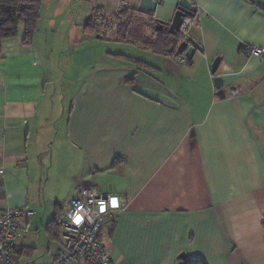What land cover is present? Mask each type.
<instances>
[{"label":"crops","instance_id":"obj_1","mask_svg":"<svg viewBox=\"0 0 264 264\" xmlns=\"http://www.w3.org/2000/svg\"><path fill=\"white\" fill-rule=\"evenodd\" d=\"M178 2L140 12L145 30L170 23ZM196 3L188 37L202 51L188 66L136 43L142 66L110 64L109 54L97 65L89 53L65 116L49 98L57 75L48 72L87 42L134 44L83 27L98 12L138 10L139 0H42L31 45L22 26L0 43V209L34 213L20 221L19 264H49L62 250L57 222L81 183L128 202L101 231L111 264H176L180 254L264 264V54L240 49L264 46V0ZM216 57L233 97L216 96Z\"/></svg>","mask_w":264,"mask_h":264},{"label":"built area","instance_id":"obj_2","mask_svg":"<svg viewBox=\"0 0 264 264\" xmlns=\"http://www.w3.org/2000/svg\"><path fill=\"white\" fill-rule=\"evenodd\" d=\"M188 1L196 7V13L182 19L179 33L184 41L199 13L196 0ZM116 26L112 24L114 29ZM99 27L105 33L103 27ZM240 49L247 57H260L264 54V46L242 44ZM175 58L181 67L190 64V57L185 52L177 54ZM225 93L231 97L237 94L236 90L230 89L225 90ZM127 206L128 202L123 195L101 194L95 186L79 184L57 224L62 250L52 257L49 264H111L110 256L100 239L101 231L108 220L114 219ZM33 215L26 208L5 206L0 209V264H19L17 239L21 232L20 221L30 220Z\"/></svg>","mask_w":264,"mask_h":264},{"label":"trees","instance_id":"obj_3","mask_svg":"<svg viewBox=\"0 0 264 264\" xmlns=\"http://www.w3.org/2000/svg\"><path fill=\"white\" fill-rule=\"evenodd\" d=\"M41 5H42V0H0V43L5 39L16 37L19 33L20 27L22 26L23 27L22 44L26 46L31 45L34 34L37 30V24L40 18ZM134 11L140 13V11L138 10H134ZM127 14H128L127 9L120 10L114 15V17L115 16L118 17L116 18V20H119V18L124 17ZM94 21H96V18H94L93 16L86 21L83 27L84 33L92 34L94 36H100L99 38L104 37L103 34L99 32ZM121 28L123 29L122 32H120ZM121 28L119 25L118 26L119 30L117 31V38L122 41L132 40L134 44L136 43L144 47L150 48L156 54L162 56L176 57L177 54L180 53L178 51V45L182 41L180 33H176L175 35H172L165 30H162L160 32L154 31L155 37L152 38V37H145L143 33H139L140 30H128L127 25L126 26L122 25ZM121 57H123L124 60L126 59V61H130L135 66L144 65V62L138 58L135 59L133 57H125V55H121ZM189 62H191V58H189ZM56 221L57 219L54 222L55 224ZM55 230H50V231H52L51 232L52 234H56ZM176 264H205V263L201 260H193L184 257V258H179Z\"/></svg>","mask_w":264,"mask_h":264},{"label":"rangeland","instance_id":"obj_4","mask_svg":"<svg viewBox=\"0 0 264 264\" xmlns=\"http://www.w3.org/2000/svg\"><path fill=\"white\" fill-rule=\"evenodd\" d=\"M125 10V9H124ZM97 13V12H96ZM140 14L133 11L128 10V14L124 17L119 18V20H116L118 17H111L106 18L98 12V14L94 15V18H96V25H100L105 30V33L103 35L112 37L113 33L116 34L115 38L117 37V31L118 26L120 25V28L122 25H127L128 30H140L142 33L146 35H151L154 33V31L151 30H145V19L144 17H140ZM148 21V20H147ZM95 22V21H94ZM112 24H116L117 26L115 29L112 27ZM97 27V26H96ZM123 29H120V32H122ZM145 35V36H146ZM95 40L94 42H91L89 44L88 42L85 43L82 47L79 48V54L73 52L70 54V57L68 59V62L65 63L64 60L61 61V65H58L55 67V69L52 72H48V75H51L53 72H56L54 76L57 75L56 79L51 81V86H55L52 88L53 93L49 95V98H52L53 103L55 104V108L59 110L62 109V112L65 116L68 112L69 108V98L73 95L78 83L83 80V76H85L87 73L86 71L89 70L88 66L89 64H92V62H88V55H92L95 51H97V57L95 59V64L102 65L103 58L100 56L109 54L114 59L112 60H105L106 62L112 64L113 60L120 59L125 62H128L132 65L130 61L124 60L121 55H125V57H133L137 59L139 56L145 55L140 52V48L136 46V44L132 43H122L119 44L121 46H116V44H111L107 40ZM130 42H133L132 40H129ZM134 43V42H133ZM53 47V46H51ZM116 51H119L120 53H117ZM123 53V54H121ZM43 59V58H42ZM139 59V58H138ZM85 60V61H84ZM90 61V60H89ZM94 63V62H93ZM85 74V75H84Z\"/></svg>","mask_w":264,"mask_h":264},{"label":"water","instance_id":"obj_5","mask_svg":"<svg viewBox=\"0 0 264 264\" xmlns=\"http://www.w3.org/2000/svg\"><path fill=\"white\" fill-rule=\"evenodd\" d=\"M157 7L156 0H139L138 11L152 14L155 12ZM196 13V7L191 5L188 0H179L177 4V10L173 16V19L170 23H166L161 20H156L155 22V31L160 32L162 30L167 31L169 34L175 35L180 32V25L182 23V19L186 16H193ZM100 36H97L99 38ZM199 50L202 51L201 47L191 38L187 37V40H182L178 45V51L180 53L185 52L188 57H193L194 53ZM220 64V57H216L211 65V73L215 75L218 66ZM214 87L216 89V96L219 98H225L226 93L223 88V78L219 75L214 76ZM184 254H180L178 258H184Z\"/></svg>","mask_w":264,"mask_h":264}]
</instances>
